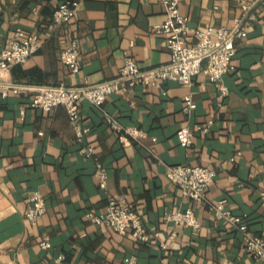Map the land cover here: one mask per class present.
<instances>
[{
  "label": "crops",
  "instance_id": "0c3cea01",
  "mask_svg": "<svg viewBox=\"0 0 264 264\" xmlns=\"http://www.w3.org/2000/svg\"><path fill=\"white\" fill-rule=\"evenodd\" d=\"M63 1L0 0V49L17 29L37 34L41 43L0 79V264H53L59 252L68 264H124L128 255L138 264H258L244 250L241 233L207 207L221 202L264 237V1L179 0L187 22L198 29L232 27L243 4L250 5L249 18H242L246 34L234 41L233 70L223 76L228 93L220 97L199 73L188 87L171 80L108 95L100 109L81 99V122L90 129L80 142L63 107L33 109L30 92L3 95L1 84L96 83L117 76L126 55L140 69L166 64L170 56L164 36L154 31L164 20L159 0H82L76 19L60 28L52 13ZM72 38L81 51L77 73L59 59ZM188 94L196 108L186 113ZM104 111L145 136L120 141L104 122ZM209 120L206 133L197 129ZM182 126L193 131L189 148L175 138ZM87 143L106 173L102 186L93 175L95 161L79 152ZM176 164L214 170L204 201L189 204L168 179V168ZM34 191L44 196L45 208L31 224L22 212ZM108 195L133 204L149 241L87 221V212H104ZM188 207L200 222L198 231L163 219ZM45 237L49 249L38 246ZM163 241L167 249L159 247Z\"/></svg>",
  "mask_w": 264,
  "mask_h": 264
},
{
  "label": "built area",
  "instance_id": "2783aa9c",
  "mask_svg": "<svg viewBox=\"0 0 264 264\" xmlns=\"http://www.w3.org/2000/svg\"><path fill=\"white\" fill-rule=\"evenodd\" d=\"M81 1L65 0L59 3L52 13L53 25L60 28L67 27V24L76 19L77 7ZM159 3L163 7L164 20L154 27V31L164 36L170 56L168 63L140 69L134 59L126 55L123 65L117 71V76L111 79L96 83L86 80L80 85L69 86L64 84L29 86L22 83H4L1 84L2 94L6 95L8 91L15 94L28 91L32 94L30 107L44 112L50 111L55 106L63 107L67 113L68 124L73 128L79 142L84 139L90 129L81 122L79 110L81 99L87 100L100 109L108 95L114 93L130 95L137 85L145 88L171 80L188 87L199 73L205 74L208 80L215 85L220 97L225 96L228 89L223 82V76L233 70L234 41L246 34V25L242 18L248 16L247 11L250 5L243 4L242 18H237L232 27L198 29L192 28L187 22V16L181 12L179 0H159ZM7 44L6 47L0 49V79L10 66L25 63L41 47L37 34H26L21 29H17ZM59 59L68 72H79L82 59L80 45L75 38L70 39L68 46L60 51ZM183 107L186 113L196 108L191 94L183 97ZM103 120L113 132L118 134L120 141L126 138L138 141L139 138L145 136L139 128L120 125L116 118L108 112L104 111ZM207 123L206 126H198L197 129L206 133L211 120ZM192 134L190 127L182 126L176 131L175 138L182 147L189 148L192 144ZM79 152L86 158L92 157L95 161L93 175L102 186L106 180V173L101 162L94 155L93 145L87 143L80 148ZM167 175L168 179L178 186L181 195L189 204L204 201L207 187L216 176L211 168L180 164L169 167ZM259 196L264 202V190L260 191ZM44 208V196L34 191L28 195V202L22 213L24 218L32 224L44 214ZM207 208L217 221L229 223L241 233L244 250L256 263L264 264V237L250 232L243 218L234 215L231 209L221 202L208 203ZM103 211L102 213L87 212V221L95 225L110 227L122 235L128 233L139 242L150 240L151 236L142 224L141 215L126 198L108 195ZM163 219L173 225L186 226L193 231H198L201 226L192 207L166 213ZM38 246L42 249L51 248L47 237L41 239ZM159 247L167 249L168 241L159 242ZM52 263L68 264L62 252L53 257ZM124 264H138V261L135 256L128 255L124 258ZM160 264L167 263L163 260Z\"/></svg>",
  "mask_w": 264,
  "mask_h": 264
}]
</instances>
